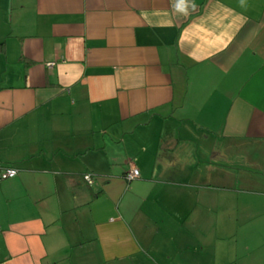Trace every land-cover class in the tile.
<instances>
[{"label": "crops", "instance_id": "0c3cea01", "mask_svg": "<svg viewBox=\"0 0 264 264\" xmlns=\"http://www.w3.org/2000/svg\"><path fill=\"white\" fill-rule=\"evenodd\" d=\"M5 167L0 264H264V0H0Z\"/></svg>", "mask_w": 264, "mask_h": 264}, {"label": "rangeland", "instance_id": "374dc122", "mask_svg": "<svg viewBox=\"0 0 264 264\" xmlns=\"http://www.w3.org/2000/svg\"><path fill=\"white\" fill-rule=\"evenodd\" d=\"M220 214H221L222 218L227 219L230 212L226 211V212H222ZM68 216L70 217L69 218L70 223L68 222V226H70V227H67V221L68 220H66V219H62L60 224L62 223V228H63L64 234L67 237H69V240H70V238L73 239L72 241L68 240V243L66 244V249L67 248L73 249L72 254H70V258H71L70 264H98V263H100V259L98 257V254L94 251L92 252V255L86 259L85 262L79 263L76 261L82 256V253H83L80 250H77V248L80 246V245H78L79 244L78 242H81V240L83 239L80 237L79 227L82 228L83 223H87L88 221H86L85 219H82L80 217L79 213H76V215L69 214ZM74 216L77 218L75 221L72 220V218H71ZM224 219H222V220H224ZM65 224H66V227H65ZM184 230L189 233V238H190L191 243H196L193 239H191V238L195 237L194 234H192L193 229H184ZM243 230H244L243 227H240V228L238 227V229L237 228L235 229L234 227L229 228V226L226 224H221V228H219V231H221L220 235H221L222 239H225V238L228 239V237H231V236L233 237V235H235L237 237L236 240H238V241L245 239ZM227 239L225 241H222V246L225 248L229 247ZM82 243H83V241H82ZM83 244H84V246H87L89 243H83ZM179 248H180L181 252L186 254L187 252L189 253V252H192L193 250H196L197 246L192 244L188 247V249H187V246H186V248L185 247L184 248L179 247ZM57 263L58 264H67L68 261H67V259H63V260L60 259V260H57Z\"/></svg>", "mask_w": 264, "mask_h": 264}, {"label": "built area", "instance_id": "2783aa9c", "mask_svg": "<svg viewBox=\"0 0 264 264\" xmlns=\"http://www.w3.org/2000/svg\"><path fill=\"white\" fill-rule=\"evenodd\" d=\"M48 65H52V63H49ZM18 173V169L15 167H5L0 171V180H5L8 178H12L16 176ZM139 171L137 168L132 167L126 174L125 179L127 181L134 180L139 177ZM84 181L88 185H92L94 183V178L90 174L84 175Z\"/></svg>", "mask_w": 264, "mask_h": 264}]
</instances>
